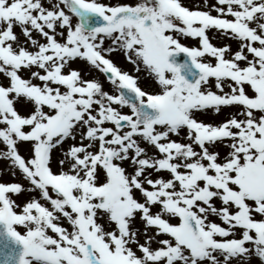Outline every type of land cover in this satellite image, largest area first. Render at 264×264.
<instances>
[{
  "label": "snow or ice",
  "instance_id": "obj_1",
  "mask_svg": "<svg viewBox=\"0 0 264 264\" xmlns=\"http://www.w3.org/2000/svg\"><path fill=\"white\" fill-rule=\"evenodd\" d=\"M0 264H264V0H0Z\"/></svg>",
  "mask_w": 264,
  "mask_h": 264
}]
</instances>
